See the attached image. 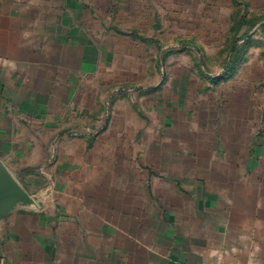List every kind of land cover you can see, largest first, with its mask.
Instances as JSON below:
<instances>
[{
  "label": "rangeland",
  "instance_id": "obj_1",
  "mask_svg": "<svg viewBox=\"0 0 264 264\" xmlns=\"http://www.w3.org/2000/svg\"><path fill=\"white\" fill-rule=\"evenodd\" d=\"M112 9L77 87L61 91L70 169L9 161L28 191L74 216L94 193L115 199L99 209L154 195L160 177L211 182L241 162L264 178V0H143L135 19Z\"/></svg>",
  "mask_w": 264,
  "mask_h": 264
},
{
  "label": "crops",
  "instance_id": "obj_2",
  "mask_svg": "<svg viewBox=\"0 0 264 264\" xmlns=\"http://www.w3.org/2000/svg\"><path fill=\"white\" fill-rule=\"evenodd\" d=\"M142 1L0 0V160L10 170L19 154L33 169H70L61 91L77 87L69 78L83 74L102 13L125 8L135 19ZM229 165L235 174L207 183L156 178L154 195H129L122 209H99L113 196L94 193L96 204L69 216L31 194L41 205H17L0 223V264H264L260 166Z\"/></svg>",
  "mask_w": 264,
  "mask_h": 264
},
{
  "label": "water",
  "instance_id": "obj_3",
  "mask_svg": "<svg viewBox=\"0 0 264 264\" xmlns=\"http://www.w3.org/2000/svg\"><path fill=\"white\" fill-rule=\"evenodd\" d=\"M41 205L9 167L0 160V223L17 205Z\"/></svg>",
  "mask_w": 264,
  "mask_h": 264
},
{
  "label": "built area",
  "instance_id": "obj_4",
  "mask_svg": "<svg viewBox=\"0 0 264 264\" xmlns=\"http://www.w3.org/2000/svg\"><path fill=\"white\" fill-rule=\"evenodd\" d=\"M229 264V263H228Z\"/></svg>",
  "mask_w": 264,
  "mask_h": 264
}]
</instances>
